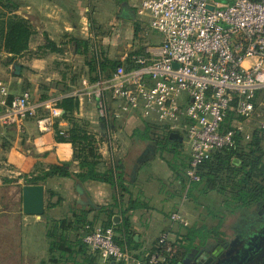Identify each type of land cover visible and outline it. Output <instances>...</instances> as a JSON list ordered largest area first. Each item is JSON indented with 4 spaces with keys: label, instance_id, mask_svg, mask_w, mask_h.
<instances>
[{
    "label": "crops",
    "instance_id": "0c3cea01",
    "mask_svg": "<svg viewBox=\"0 0 264 264\" xmlns=\"http://www.w3.org/2000/svg\"><path fill=\"white\" fill-rule=\"evenodd\" d=\"M13 1L19 3L15 13L28 19L36 33L29 50L13 61L0 43V80L7 85L10 97L29 92L33 100L43 101L36 98L42 91V81L46 82L48 97L45 100L49 106H57L65 97L91 91L83 82L93 84L97 81L91 77L95 75L89 65L92 54L86 55L77 39L88 40L91 51L99 52V56L119 60L132 50H154L161 41L159 33L146 28L147 41L143 44L122 40L111 32L115 28L111 26L119 20L123 22L120 18H124L130 20L126 25H130L129 37H133L137 27L142 25L136 14L139 0H101V3L99 0L94 3L93 0ZM107 2L113 4L110 14L104 6ZM92 3L94 10L91 11ZM105 23L110 27V35L96 28ZM48 39L59 51L46 46V56L36 58L34 53L45 42L47 44ZM15 64L21 65L19 74ZM104 97L110 112L115 105L108 92ZM3 109L0 104V113ZM49 109H46L48 113ZM76 117L88 122L89 131L98 141L99 171L105 173L121 164L128 190L119 195L118 190L105 181L82 182L73 177L54 176L42 183L45 185L44 214H25L22 188L26 183L22 175L32 173L36 167L47 168L61 162H73L70 169L74 173H86L87 167L75 160L71 142L56 138L54 120L66 129L68 122L65 119H53L46 130L38 127L34 118L26 119L22 127L0 123V264H97L98 259L89 252L83 240L88 224L114 226L116 239L125 240L127 235L133 238V243L125 240L123 246L145 251L152 249L163 233L176 240L188 228L220 224L227 209L224 194L210 189L204 192L203 184L194 187L196 182L189 181L185 171L190 153L181 140L168 134L173 141L162 150L158 137L164 138L167 134L159 135L156 128L148 131L149 124L137 114L102 118L97 102L86 98L80 100ZM136 164L139 167L133 175ZM131 201L139 207L126 214ZM174 211L181 212L187 226L170 218ZM82 212H87L86 224L75 223L76 216ZM126 215L129 216V227L124 231ZM109 217L112 225L107 224ZM62 220L74 222L68 230L74 249L72 255L61 250L50 252L52 237L49 232ZM220 240L221 237L212 238L206 247L210 248ZM199 249L187 252L183 259L189 260ZM111 264L121 263L112 261Z\"/></svg>",
    "mask_w": 264,
    "mask_h": 264
},
{
    "label": "built area",
    "instance_id": "2783aa9c",
    "mask_svg": "<svg viewBox=\"0 0 264 264\" xmlns=\"http://www.w3.org/2000/svg\"><path fill=\"white\" fill-rule=\"evenodd\" d=\"M136 14L146 30L161 35L160 43L154 50L127 52L110 77L83 82L91 91L76 97L79 103L95 100L102 118L137 114L161 136L181 133L190 153L185 174L200 181L201 164L243 133L239 118L258 115L257 130L264 133V0H139ZM106 92L115 105L110 112ZM9 95L0 80L3 125L22 127L34 118L46 130L62 114L29 92ZM48 107L47 115L40 113ZM250 138L247 133L245 139ZM170 218L188 225L179 211ZM86 228L83 240L97 264H166L178 240L163 233L145 251L119 245L114 226Z\"/></svg>",
    "mask_w": 264,
    "mask_h": 264
},
{
    "label": "trees",
    "instance_id": "16d2710c",
    "mask_svg": "<svg viewBox=\"0 0 264 264\" xmlns=\"http://www.w3.org/2000/svg\"><path fill=\"white\" fill-rule=\"evenodd\" d=\"M19 8V3L13 0H0V43L1 48L10 54V60L13 61L18 56L23 55L30 48V43L36 33L28 19L15 13ZM79 46L84 48V53L90 57V71L95 73L93 79L98 80L101 77L108 78L117 67L122 63L119 59H110L108 57L99 56L100 53L91 51V44L86 39H77ZM46 46L53 51H59L55 43L48 39L42 45L40 50L46 49ZM141 51V50H139ZM1 58V56H0ZM47 86L42 88L46 89ZM48 95H42L41 100H45ZM12 97H9L11 99ZM63 111L60 118L68 122V128L63 129L59 123L54 124L56 138L58 141L71 142L74 146V158L82 165L87 167L86 173H74L70 166L73 162H61L50 165L47 168L36 167L30 174H24L22 177L26 184L45 183L50 177H73L82 182L86 181H105L114 186L119 195L128 190L123 179L124 171L121 164H116L114 169L102 173L99 171L101 155L99 153L98 141L93 133H91L82 121L76 117L79 108V99L77 97H65L57 104ZM42 114H48L46 110H40ZM156 128L147 125V130ZM63 132V133H62ZM168 135V134H167ZM164 138L158 137L162 150L166 149L173 140L168 136ZM264 139L262 134H254L248 141L244 140L243 133L236 135L233 146L226 147L215 152L210 159L205 160L200 166V181H195L194 187L203 184L204 192L207 189L218 190L224 194L225 207L234 213L239 209H245V214L255 217L251 207L258 205L262 207L264 203V155L261 151V142ZM178 146V143H175ZM117 199V196H116ZM139 205L131 201L126 211L134 210ZM110 216V215H109ZM246 217V219H247ZM87 212H82L76 216L75 223H85ZM224 219H222L223 221ZM222 221L215 227H203L201 229L188 228L187 232L173 244L174 251L169 256L166 264H179L183 261L184 255L194 248H202L209 243L210 239L224 238L225 233L221 231ZM71 220H62L56 224L53 231L49 232L52 237L50 244V252L57 250L73 254V243L69 239L68 230L73 225ZM109 217L108 225H112ZM90 225V224H88ZM92 226V225H90ZM129 227V216H125L123 230L127 231ZM61 228V230H60ZM85 233L87 228H85ZM59 230L61 231L59 233ZM84 233V234H85ZM128 243H133L132 236L127 235ZM116 239L119 245L126 241ZM83 245V244H82ZM81 245V246H82ZM123 246V245H122ZM132 248L130 245H128ZM264 264V257L260 263Z\"/></svg>",
    "mask_w": 264,
    "mask_h": 264
},
{
    "label": "flooded vegetation",
    "instance_id": "af4514ba",
    "mask_svg": "<svg viewBox=\"0 0 264 264\" xmlns=\"http://www.w3.org/2000/svg\"><path fill=\"white\" fill-rule=\"evenodd\" d=\"M255 217H249L243 221L231 239L224 238L208 248H200L188 260L191 264H200L213 257L208 264H252L257 259L264 257V203L259 212L253 213ZM253 239V240H252ZM250 243V247L247 245Z\"/></svg>",
    "mask_w": 264,
    "mask_h": 264
},
{
    "label": "rangeland",
    "instance_id": "374dc122",
    "mask_svg": "<svg viewBox=\"0 0 264 264\" xmlns=\"http://www.w3.org/2000/svg\"><path fill=\"white\" fill-rule=\"evenodd\" d=\"M222 3H226L227 0H221ZM93 3H94V0H93ZM92 3L93 5V8L90 7L91 11L94 10V4ZM99 3H101V0H99ZM104 6L106 7V9L108 10V13L107 14H110L111 13V10H112V7H113V4L112 2H107L104 4ZM99 12L101 13V9L99 10ZM122 12L121 11V5H119V10H118V13ZM116 15L118 16V14L116 13ZM117 18H120L119 16ZM122 19L123 22H121L119 20V22L117 24H113L111 27L114 28V30H110V27L108 26V24L105 23V25L103 24H98L96 26L97 30H99V32L103 33L105 32V34H109L111 32H113V34H117L118 36H120V39L127 41H132V42H136L138 44H143L147 41L146 39V32H145V25L142 24L140 25L139 27H137L136 29V32L133 33V37H129L130 36V25H126V23H129L130 20L128 19H124V18H120ZM104 26V27H103ZM111 31V32H110ZM116 33H115V32ZM132 36V35H131ZM34 56L36 58H43L44 56H46V50H39L38 52L34 53ZM91 77H95V75H91ZM40 88H41V93L38 92V95L40 93V96H36L37 100H41L42 98V95L46 94V89L42 88L44 86H46V82L42 81L40 83ZM264 102V99H262ZM60 101H58L59 103ZM261 114H262V118H264V108L262 107V109L260 110ZM80 119V118H79ZM82 121V123H84L86 125V127H89L88 125V122L83 120V119H80ZM239 120L242 122V127H243V135H244V140L245 141H248L249 139H245V135L247 133H250V135H254V134H259L262 136H264V133L260 132L259 130H257V127L259 125V116L258 115H254L252 116L250 119H243V118H239ZM260 149L264 155V139L262 140L261 142V145H260ZM262 207H259L258 205H254L251 207V211L254 212H259L261 210ZM247 217V214H245V209H239L237 210L236 212L232 213L230 212L229 209H226V212L224 214V217H223V221H222V225H221V231H223L225 233V237L228 238V239H231L232 237H234V235L236 234L237 230L239 227H241L240 225L243 224V221L246 219ZM251 217V216H248L247 219ZM224 237V238H225ZM261 262V259H257L256 261H254L252 264H256V263H260Z\"/></svg>",
    "mask_w": 264,
    "mask_h": 264
},
{
    "label": "water",
    "instance_id": "95a60500",
    "mask_svg": "<svg viewBox=\"0 0 264 264\" xmlns=\"http://www.w3.org/2000/svg\"><path fill=\"white\" fill-rule=\"evenodd\" d=\"M14 67L16 73L19 74L21 71V65L15 64ZM64 113L65 111H62V114ZM170 137L182 141L181 135L177 132L171 133ZM138 167L139 165L136 164L133 175L136 173ZM22 190H23V212L28 215H37V216L43 215L45 212V185L42 183L25 184L23 185ZM79 191L82 192V188L80 186H79ZM247 245L250 247L251 244L247 243ZM212 260L213 257L211 256L208 258V261H206L205 263H202L203 261H201L200 264H208L212 262ZM179 264H190V263L188 259H183V261ZM220 264H226V263L223 262Z\"/></svg>",
    "mask_w": 264,
    "mask_h": 264
}]
</instances>
